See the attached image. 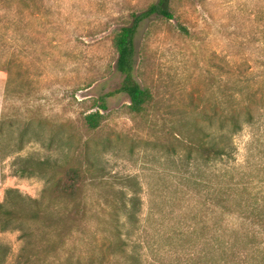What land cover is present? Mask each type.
Returning a JSON list of instances; mask_svg holds the SVG:
<instances>
[{
    "label": "rangeland",
    "instance_id": "1",
    "mask_svg": "<svg viewBox=\"0 0 264 264\" xmlns=\"http://www.w3.org/2000/svg\"><path fill=\"white\" fill-rule=\"evenodd\" d=\"M156 1L0 0V202L16 189L50 205L52 218L45 230L0 229L3 264H34L24 260L28 241L40 251L53 244L51 264L86 262L115 226L142 264H192V153L183 142L193 126L225 148L210 178L237 212L209 215L205 231L240 243L218 252L221 264H264V0H167L171 18L142 22L134 77L151 102L137 115L124 94L105 97L121 82L112 38ZM94 112L100 123L89 129L84 117ZM19 158L79 166L81 196L50 200V173L17 175ZM76 203L85 214L71 219Z\"/></svg>",
    "mask_w": 264,
    "mask_h": 264
},
{
    "label": "trees",
    "instance_id": "2",
    "mask_svg": "<svg viewBox=\"0 0 264 264\" xmlns=\"http://www.w3.org/2000/svg\"><path fill=\"white\" fill-rule=\"evenodd\" d=\"M167 0H157L138 14H132L129 25L121 27L112 38V47L116 53L114 64L115 71L121 75L119 87L105 94V97L115 93L124 94L128 98V109L131 113L143 115L151 102V94L148 89L142 88L134 77L135 49L134 41L138 28L142 22L152 16L171 18V14L165 7ZM9 75V70H6ZM10 77L6 85L9 87ZM7 90V87H6ZM101 115L98 112L87 114L84 121L89 129H95L100 123ZM2 123L0 121V136L2 135ZM184 147L189 154L192 153V264H221L224 257L218 256L227 248H238V235L233 239H226L224 234H210L208 218L211 214L226 215L237 212L230 209L227 197L228 193L219 183L218 176L210 178L212 163L220 160L225 154V148L214 142L208 141L205 134L192 127V140H185ZM15 174L28 176L34 174L50 173L51 181L44 193L50 200L79 199L83 189L84 171L76 165L56 164L48 159L37 160L33 158H19L15 161ZM240 205V204H239ZM135 202L132 201L134 209ZM50 205H41L36 199L23 197L16 189L5 190L4 200L0 202V229L24 230V226L31 222H42L45 230L52 223L49 214ZM128 218L133 219V211L128 212ZM85 214L84 207L76 203L69 211L71 219H77ZM122 229L114 227V239L110 240L104 251L99 255L90 257L85 262L80 258L66 260L61 264H142L139 252L133 247L129 250V233L122 237ZM55 252L53 244H47L42 250H35L28 241L23 249L24 260L30 256L34 264H51V256ZM6 248L0 245V264H3Z\"/></svg>",
    "mask_w": 264,
    "mask_h": 264
}]
</instances>
